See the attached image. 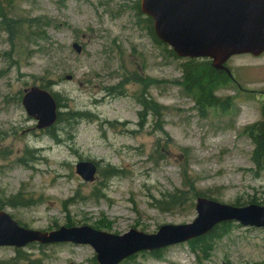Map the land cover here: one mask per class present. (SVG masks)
<instances>
[{
	"label": "rangeland",
	"instance_id": "1",
	"mask_svg": "<svg viewBox=\"0 0 264 264\" xmlns=\"http://www.w3.org/2000/svg\"><path fill=\"white\" fill-rule=\"evenodd\" d=\"M141 1L0 0L2 16L27 21L18 40L0 28V211L26 229L153 235L193 223L198 197L264 206V173L245 134L262 120L264 55L233 57L232 80L215 91L218 106L199 110L178 85L187 59L154 43ZM31 20L40 28L27 26ZM33 87L50 91L61 113L86 118L64 117L52 134L39 131L21 102ZM81 162L96 168L93 182L78 174ZM176 192L179 206L158 208ZM231 223L209 252L182 243L123 264H264V229ZM95 258L82 245L0 247V264H97Z\"/></svg>",
	"mask_w": 264,
	"mask_h": 264
},
{
	"label": "water",
	"instance_id": "2",
	"mask_svg": "<svg viewBox=\"0 0 264 264\" xmlns=\"http://www.w3.org/2000/svg\"><path fill=\"white\" fill-rule=\"evenodd\" d=\"M140 9L152 19L156 37L179 58L208 59L216 70L230 74L225 64L232 57L264 54V0H142ZM73 48L78 54L82 52L78 44ZM22 104L28 116L38 121V129L55 125L57 104L48 91L33 87L25 93ZM77 170L85 181H94L96 168L92 164L80 163ZM196 211L198 216L191 224L162 226L153 235L131 230L123 236L89 227L36 232L0 212V247L22 248L34 242L88 244L100 264H120L141 251H158L204 236L223 222L264 229V206L238 208L198 198Z\"/></svg>",
	"mask_w": 264,
	"mask_h": 264
},
{
	"label": "trees",
	"instance_id": "3",
	"mask_svg": "<svg viewBox=\"0 0 264 264\" xmlns=\"http://www.w3.org/2000/svg\"><path fill=\"white\" fill-rule=\"evenodd\" d=\"M4 12L3 9L0 10V28L3 33H6L13 39H21L23 37L22 30L26 28L27 21L15 16H2ZM146 18V17H145ZM31 23L27 26H31L34 29H39L40 26L34 21H29ZM147 24L148 35L152 38L155 44H162L155 36L152 26V20L150 18L145 19ZM31 24V25H30ZM163 45V44H162ZM168 49L166 45H163ZM170 56L177 59L175 53L168 49ZM182 79L178 83L181 87L182 92L190 97L196 104L197 108L200 110L206 107H217L218 103L215 99V91L218 89V86L223 85L227 81V76L220 71H217L212 67L210 61H196V60H187L182 65ZM59 110L62 109L59 101L57 100ZM263 121L248 127L245 130V134L252 139L254 144V151L252 155V162L257 169L258 173H264V107H263ZM87 114H78L71 113L65 115L64 113L59 112L57 124L62 121L64 117H67V120H83ZM54 130L50 129V134ZM23 162V161H22ZM112 175H116L115 172ZM198 195V194H197ZM164 201L159 202L160 208L164 212H168L171 209L179 206L182 201V195L178 196V192L175 195L165 197ZM13 199L10 203L18 204L19 206H25L21 200ZM251 204H254L253 202ZM232 223H222L216 226L209 234L206 236L200 237L193 241H190L194 251L209 252L214 246V241L220 239L225 234H228L231 229Z\"/></svg>",
	"mask_w": 264,
	"mask_h": 264
}]
</instances>
